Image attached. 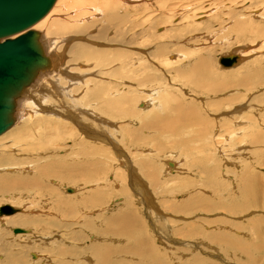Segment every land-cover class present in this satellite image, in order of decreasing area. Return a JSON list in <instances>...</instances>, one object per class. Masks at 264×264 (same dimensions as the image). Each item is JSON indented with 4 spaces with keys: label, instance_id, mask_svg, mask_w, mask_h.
<instances>
[{
    "label": "rangeland",
    "instance_id": "rangeland-1",
    "mask_svg": "<svg viewBox=\"0 0 264 264\" xmlns=\"http://www.w3.org/2000/svg\"><path fill=\"white\" fill-rule=\"evenodd\" d=\"M146 1L143 4L152 8V16L146 15L140 17V15L132 14L141 5L143 6V10L146 8L141 2L134 1L133 5H128L123 10L122 8L119 9V15L116 12L115 18L117 22L115 21V25L118 24L119 27L117 29L119 31L118 35L111 28L106 37L117 40L134 38L135 42L131 45H118L117 48L124 51L132 50L131 46H136L141 50H146L138 52L132 50L136 52V60L145 59V61L141 60V66L138 65L140 72H136V78L141 77V79L146 80L151 76L152 80L149 78L146 81L143 80L144 82L141 83L142 80L137 79L140 83L138 85L135 82L136 80L132 79L133 81L129 82L128 87L127 84H120L124 87V90L133 89V97L136 96L139 100L135 97V100H130L132 115L123 116L122 113H118L119 116L113 115L114 119L112 122L115 123V126L111 129L113 133L112 137L110 136L111 141L99 142L101 144L99 145V154L91 153V148L89 150L83 144H77L78 135L75 139L62 137L59 140L55 137L54 139H58L55 141L54 139H47L48 132L42 129H37L35 138L33 136V141L36 147L42 144V146H45V149H43L44 147L41 149L37 147L32 151V155L24 154L22 156L21 153H19L20 155L15 154L18 152L14 147H12L14 150L8 149L10 150V154H13V157L16 160L18 159L17 161L22 164L16 163L12 165L15 170L7 169L8 171L0 167V175L17 176L15 178L17 180L16 183L20 182L18 179L37 181L36 185L38 186L36 187L34 184L35 186L24 189L13 186L14 188L0 190V206L7 204L22 208L25 214L32 215L30 217L35 219L36 224L34 223V225L30 226L10 224V218H13L12 215L21 211L8 216H0V264H100L102 257L108 264H197V262L192 260L195 255L210 262L212 260L214 264H264V47H260L261 37H256V34H251L245 28L241 32L238 27L239 24L235 20L238 17L237 14L243 11V9H256L260 11L259 8L264 7V0H236L234 3H231L230 0H191V2L187 0H167L163 4L164 7L168 8L173 5L174 7L178 6L177 8L180 10H177L175 14H165L166 16L163 14L166 8L162 10L164 7H161V11L160 7L158 9V4L156 6V1ZM249 1H251L252 6L250 5L248 8L247 3L249 4ZM186 4L193 5L192 9L182 14V6ZM233 10L235 12H232ZM198 11H201L202 14L197 13ZM246 12L248 11L246 10ZM246 15L247 17L252 16V25L258 22L264 24V12L262 14L263 17L259 18H256L252 13ZM161 16H165V18L157 20ZM173 16H175V19H173ZM146 17L151 19V21L149 19L146 20ZM131 21H133L132 27L134 32L126 34L123 28L127 27ZM199 22V27H197L199 33L208 31L212 33V36H209V43H205L208 45V48L210 47L208 51L209 61L211 62H208V66L211 68L200 69L196 71L197 74L196 72L194 74L195 70H189L188 68L192 67L195 56L189 54L190 46L187 48L185 46L187 44L181 41L179 46L181 44L180 47H183V50L179 52L183 53L187 49V52L183 54L188 53V55L185 54L186 57L178 65H182L185 71L188 69L186 71V75L189 73V78L186 77L188 81H185V79L182 81L180 80L181 78L178 80L177 78V80H173L171 85L166 84V87H162V85H165L162 84L164 82L163 76L161 80L159 78L160 72L154 65L156 55H160L161 52L153 51V48L154 45L165 42L166 38L153 39L152 43L148 47H145L140 42L142 39L139 32L142 29L148 31V33L154 30V32H158L161 26L167 24V33L173 32L172 30H180L182 35H180L179 39L185 40L189 35L187 26L198 25ZM150 24L153 28L148 26ZM91 28L92 30L89 31L88 38L85 36L86 34H77V38L85 37L86 39H90L94 38L92 36L100 34L98 31L99 26ZM245 30L247 33H245ZM52 37L55 39L54 35ZM183 37L185 38L182 39ZM44 38L43 33V40ZM253 40L256 42L252 43ZM100 41L98 42L100 45L102 44L101 46L112 44L107 40ZM45 46L47 47L46 43ZM108 47L111 46L108 45ZM50 48L51 46L47 47V51ZM164 48L165 53L170 50V45ZM239 48H245L244 50L246 51L250 50L251 53L249 52L250 54L248 53V55L243 57V60L238 61L229 68L221 67L217 56L230 51H238ZM71 49L75 54H78V51H80L79 49L76 51L73 48ZM149 54L155 57L152 58ZM69 56H71L70 62L74 63L73 69H75L71 71V78L77 82L73 86L71 85L70 89H75L77 94L81 95L86 90V86L81 85L82 80L88 77L98 78L102 73L101 69L103 67H100L101 65L95 67L97 61L94 58L86 60L85 58L71 55V53ZM114 62L118 66L121 63L120 61ZM172 65H168V68L162 66L161 71L164 72L163 69H165L167 73L170 72L171 70L168 71V69ZM174 66L177 67L174 64L172 68ZM59 67L57 64L51 73L55 74ZM107 68H110V65ZM246 68H250L251 71ZM69 69L67 68L66 71L69 72ZM99 69L101 73L97 72ZM51 73L37 81L30 89V96L26 92L24 95L21 94V97H18L19 102L17 103L15 124L11 128H15L14 126L18 122H22L24 118L23 115L27 108L24 107L22 98H29L32 109L37 108V111H48L57 115L58 113L61 114V112L67 114L63 108H65V105H69L70 101L75 100L76 98L72 97H76V95L72 91L70 92V89L68 90L67 85L69 84L65 78L58 77L60 75H51ZM134 74L135 72L131 70V75ZM203 75L206 79H204ZM200 76L202 78H199ZM166 77L168 78L167 74ZM248 78L251 80H248ZM106 80L109 81V79ZM149 80L152 83L148 82ZM196 81L198 84L195 83ZM33 82H35V78L30 84ZM201 82H203L202 86H200ZM217 82H219V86L216 85L218 84ZM145 85L146 87H144ZM221 85L224 89L220 87ZM148 86L150 87L148 88ZM153 86L160 87L161 89H152ZM121 88L117 89L121 90ZM163 88L168 93L172 92L175 96L172 94V97L176 99L172 101L167 93L161 95L164 91H162ZM218 88L223 90L220 91ZM60 89H64L65 93L62 94ZM151 91H153L152 94ZM164 95L168 97L164 98ZM152 96L156 98L153 100ZM162 97L164 101H162ZM166 98H170L171 100H167ZM161 101L165 103L163 104ZM145 102L149 106L147 105L143 109L144 105L142 106V104ZM138 108L142 112H137ZM90 109L93 110L92 108ZM135 112L137 113L134 114ZM145 113L148 115L145 116ZM154 113L159 115L160 118L167 120L173 119L175 115L177 117L178 113L179 115L181 114L180 116L185 115L182 116L183 118L178 115L177 125L174 120H171L175 124L174 129L171 125V127L169 126L171 131L163 127H159L160 131L159 128L158 130L142 129L143 124H148L147 126H149L152 122L154 125L152 127L155 128L154 122L160 118ZM152 114L154 115L152 116ZM97 116L99 117V115ZM42 117L44 118V116ZM42 117L38 116L37 118L34 117V119L39 120ZM176 117L175 119L177 120ZM52 118L56 120L54 119L56 117L52 116ZM34 119L31 117V121ZM119 125H122V127ZM162 129L164 132L161 131ZM233 130L235 131L233 132ZM9 138L7 135L0 137V153L3 146L11 142ZM103 148L108 149L109 154ZM85 149L86 151H84ZM36 150H39L41 160L36 163L33 162V166L24 164L25 161H29V158L32 160L31 157H34ZM86 152L88 154L84 155ZM95 159L97 162L102 160L101 162L106 163L103 165L102 170L99 171L98 181L92 178L96 169L94 168ZM49 160L54 165V170H59L58 164L61 163L67 164V167L75 164L74 170L73 168H68L66 173L69 175L72 173L71 175L74 174V178L78 176V179L70 182L60 180L59 176H54V174H49V176L48 174H43L40 176L35 171L36 164H45ZM168 161L178 163L177 171L174 173H170V171L163 173L164 169L162 168H170L167 164ZM83 162L87 163L88 167H82L83 169H81L78 165L80 166V163ZM149 164H152V166L147 169ZM116 168L121 170L126 178L127 188L129 190L132 189L126 194L128 200L125 198V194L118 191L119 186L117 183L110 178V176H113L112 171ZM62 171L60 170V172ZM33 174L34 178H32ZM135 178L142 185V190H135L128 184L130 180L133 179L132 181H134ZM206 180L210 181V185H205ZM243 181L248 182L252 194L257 195L259 205L249 206L246 210L242 204L243 211L232 214V210L239 209L241 190L238 187L240 182V184L244 183ZM39 182L42 183L40 184ZM64 186L73 188V192L67 191ZM97 190L104 191V194L94 199L97 196L94 197L93 193ZM27 195H30V197ZM117 198L119 199V201L117 200L118 202L115 201ZM127 201L131 202V205L129 204L131 207H129L133 213V222L126 217V214L121 215L120 213V211L125 210L128 204ZM111 202H113V205L109 207V203ZM254 217L255 219L259 217L260 220L257 221L260 230L259 234L249 229L248 222L250 221V224H253L252 219ZM228 221H232L233 223ZM222 225L225 226L223 227ZM14 228H22L23 232L14 233ZM236 229L240 233L235 232ZM208 230L216 235L219 234V236L225 235L226 239H229L231 236L243 237L249 244L239 245L241 251L233 248L228 251V248L223 246L227 249L224 251L222 247L220 248L218 244H215V242L219 241L214 240L211 243V245H216H213L216 247L214 250L208 245L199 243V240L202 239L204 242H208L204 237L200 236L201 233L196 234L197 231L208 232ZM223 232H226V234H223ZM135 247H142V255L130 252L132 249L137 250ZM151 247L156 251L157 258L160 257L161 260L159 259V262L149 258L152 256L150 254Z\"/></svg>",
    "mask_w": 264,
    "mask_h": 264
},
{
    "label": "bare ground",
    "instance_id": "bare-ground-1",
    "mask_svg": "<svg viewBox=\"0 0 264 264\" xmlns=\"http://www.w3.org/2000/svg\"><path fill=\"white\" fill-rule=\"evenodd\" d=\"M134 1H139L142 4L147 2L146 0H55L52 4V6L50 7V9L43 15V17L41 19H39L32 28L36 29L39 31V37H38V41L39 44L41 46V49L43 50V53L48 57L49 60V64L47 67L42 68L38 71V73L35 76V82H33L32 84H30L29 86H27L25 89H23V93L22 95H24L27 92V95L30 96V89L37 83V81H39L42 77L48 75L49 73H51L57 66V64L60 66L57 70V74L55 73H51V75H60L58 77L61 78H65L68 82L69 85H67L68 90L70 89V86L74 85L75 81H73V79L71 78V71L75 70L73 69L74 63L70 62L71 61V56H69V54L71 53V55H75L76 57H80V58H85L86 60L90 59V58H94L97 61V64L95 63V67L97 65H101L100 67H103L101 69L102 73L100 72V69L97 70L98 73H101L100 76L97 77H88L87 79H83L81 85L86 86V90H84L81 95H78L77 92L75 91V89H70V92L72 91V93H74V95H76V97H72V98H76L75 100L70 101L69 105H65V108H63L65 110L64 114L61 112V114L58 113H51L48 111H37L36 109H32L31 107V100L29 98H22V103L24 105V107H26V112L24 113V118L22 119V122H18L16 124V126H14L15 128H11L15 123V115H16V111H17V103L19 102V98L16 99V109L15 112L13 113L14 116V120H13V124L8 127L5 131H3L0 135V137H2L3 135H7V137L9 138V141H11L9 144H5L3 146V148L1 149V153H0V167L3 169H14V164L16 163H21L18 162L16 160L15 157H13V154H10V150H14V148L16 149V151L18 153L15 154H19L21 153V156L26 154V155H32V151L35 150L37 147L38 148H42L45 149V146H42V144H40L41 146H35L34 144V138H35V134L37 133V129L39 130H44L48 132V138L46 136L47 139L50 138V140L54 139L55 137L58 138L59 140L63 138H72L75 139V137L78 135L79 137L77 138V144L79 145H84V147H88L89 150L91 148V153L94 154H99V142H110L112 137V127L115 126V123L112 122V120L114 119L115 115H118V113H122L123 116L124 115H132L133 112L131 111V106H130V102L132 101V99L135 100V98L138 99V97L134 96V91L133 89H129L124 90V87L120 84H128L129 82L134 79L136 80L135 82H137V84L139 83V80L141 79V77L136 78L137 74L136 72L139 71L138 65L141 66L142 61H145V59H139L136 60L135 58V54L136 52L133 51H146V50H141L139 47H133L131 46L132 50H124L121 51L119 48H117L118 45H123V46H127V45H131L132 43L135 42L134 38L131 37V39H113L110 37H106V34L109 32V29H113L114 33L116 35H118V24L115 25V21L117 22L115 15H119L118 10L122 8V10L128 6V5H133ZM156 1L155 4L157 6L158 4V9L160 7H164L163 4L167 1V0H154ZM173 1V0H172ZM190 1L191 0H187ZM236 0H230L231 3H234ZM149 2V1H148ZM252 3L254 4V2L252 1ZM135 4V3H134ZM137 4V3H136ZM153 4V3H152ZM144 5V4H143ZM167 5V4H166ZM248 8L251 5V1H249V4L247 3ZM145 6V5H144ZM153 6V5H152ZM193 5H185L182 6V14L189 12L192 9ZM244 6V5H243ZM252 6V5H251ZM136 7V6H135ZM138 7V6H137ZM142 5L140 6V8L135 9V12H133L132 14H136V15H140V17H144L146 15L152 16L151 14V7H147V5L145 6L146 8L143 10L142 9ZM178 6H173L172 7H164L162 8L165 9L164 10V15L165 14H175L177 12V10H180L179 8H177ZM156 8V7H155ZM181 8V7H180ZM212 8V7H211ZM245 8V7H244ZM154 9V8H153ZM241 9V8H240ZM260 11L262 10V12H260L259 10H248V9H243V11H241L238 15L237 18H235L236 23L239 24V29L241 32L244 31V28L247 29L248 31L254 34H256V37L259 36L261 37V46L260 47H264V24H260V22H256L257 24H251L252 23V16H248L250 18L247 17L246 14L248 13H252V15H255L256 18L259 17H263L262 14L264 12V7L263 8H259ZM145 10H147L145 12ZM161 10V11H162ZM215 10V9H214ZM246 10L248 12H246ZM166 11V12H165ZM196 11V9H195ZM237 11V10H236ZM117 12V14H116ZM160 12V11H159ZM193 12V11H192ZM204 12V11H203ZM232 12H235V10H233ZM246 12V13H245ZM145 13V14H144ZM197 13H201V11H198ZM155 14V13H154ZM153 14V15H154ZM192 14V13H191ZM202 14V13H201ZM232 14V13H231ZM230 14V15H231ZM229 15V14H228ZM234 15V14H233ZM163 16V15H162ZM160 17L157 20H160L164 17ZM195 16V14H194ZM155 17V16H153ZM175 16H173V19ZM232 17V16H231ZM254 17V16H253ZM147 18V17H146ZM252 18V19H251ZM140 19V18H139ZM149 18H147L146 20H148ZM230 19V18H229ZM114 20V21H112ZM137 20V19H135ZM151 21V19H149ZM234 21V20H233ZM251 21V22H250ZM254 21V20H253ZM143 22V21H142ZM152 23V22H151ZM202 23V22H201ZM255 23V22H254ZM133 21L128 23V26L123 28L124 33L126 34H132L133 31V27H132ZM200 22L198 23V25H189L187 26V32L189 33V35L186 37L185 40H180L179 37H181L180 35H182L180 33V30H172L173 32H169L167 33V24H164L163 26L160 27V30L158 32H150L148 33V31L146 30H141L139 32L140 37L142 39V41H140L145 47H148L153 39H163L166 38V41L163 43H160L158 45H154L153 51H160V55H156L155 56H150L153 58L155 57V67H157L158 71L160 72V77L162 80V76H163V83L165 85H162V87H166V84L171 85V83H173V80L175 81V79L178 80H182L185 79L186 77L189 78V73H187L188 75H186V71L189 70H195L194 74L196 71H199L200 69L202 70L203 68H207L208 69V62L209 61V48H208V44L209 43V36H212V33L208 32H204V33H199L197 31V27H199ZM202 25V24H201ZM228 25V24H227ZM93 26H99L100 28L98 29V31L100 32L99 35L96 36H92L94 38H90V39H86L83 35L86 34L85 36L89 37L88 33L89 31L92 30L91 27ZM148 26H151L148 25ZM147 26V27H148ZM165 26V27H164ZM219 26V25H218ZM217 26V27H218ZM223 26V24H222ZM152 27V26H151ZM224 27V26H223ZM40 28V29H38ZM146 28V27H145ZM153 28V27H152ZM151 28V29H152ZM232 28V27H231ZM44 29V30H43ZM149 29V27H148ZM150 29V30H151ZM234 29V28H233ZM153 30V29H152ZM197 31V32H196ZM213 32V31H212ZM236 32V31H235ZM43 33H44V40H43ZM245 33L246 30H245ZM79 34H83L82 36L84 38H77ZM241 34V33H240ZM55 36V39L52 36ZM242 35V34H241ZM240 36V35H239ZM243 36V35H242ZM254 36V35H253ZM87 37V38H88ZM169 37V38H168ZM204 37V38H203ZM185 37H183L182 39H184ZM61 39V41H60ZM255 39V38H254ZM110 41L112 44H106L101 46L99 44L98 41ZM201 40V41H199ZM100 41V42H101ZM183 41V43L187 44L185 45L187 48L190 46V50H189V54L192 56H195L194 61H193V65L192 67H189L186 71L183 69L184 67L181 65H178L179 62H182L181 60L186 57V55H188V53L185 55L183 54L184 52H187V49H185V51L183 53L179 52L180 50H183V47L179 46V43ZM185 41V42H184ZM238 41V40H237ZM202 42V44H201ZM256 42V41H252ZM45 43L47 45V47L49 48V46H51L50 50L47 51V47L45 46ZM206 43V44H205ZM243 43V41H242ZM247 43V42H246ZM249 43V42H248ZM166 44V45H165ZM111 46V47H108ZM170 45V50L169 51H165V46ZM71 46V47H70ZM73 48L74 51H76L77 49H79L80 51H78V54H75L73 51H71ZM181 48V49H180ZM242 48V47H241ZM239 48V50L233 52H227L225 54L219 55L217 56L218 58V63L220 64L221 67L223 68H229L233 65H235L238 61L243 60L246 55H248V53L250 52V50L246 51L244 49ZM247 48V47H246ZM248 49V48H247ZM260 49V48H259ZM69 51V52H67ZM173 51V52H172ZM256 52V51H255ZM251 53V52H250ZM249 53V54H250ZM156 54V53H155ZM230 54H237L239 57L237 59V61L235 63H233L231 66H224L219 62V59L221 56H226V55H230ZM137 56V55H136ZM74 58V57H72ZM193 58V57H191ZM114 61H120L121 63L116 64ZM151 61V60H150ZM144 63V62H143ZM186 63V62H185ZM175 64L177 67H173L172 66ZM188 64V63H187ZM110 65V68H107ZM168 65H172L170 66L168 69V71L170 72H166L165 69L164 72L161 71L163 67H167ZM80 66V65H79ZM118 66V67H117ZM135 66V67H134ZM163 66V67H162ZM194 67V68H193ZM67 68L69 69V72L66 71ZM168 68V67H167ZM211 68V67H209ZM244 69V68H243ZM249 69L250 68H246ZM131 70L135 72L134 75H131ZM205 70V69H204ZM203 70V72H204ZM251 71V70H250ZM140 72V71H139ZM162 72V73H161ZM191 72V71H190ZM199 73V72H198ZM254 73V72H253ZM256 73V72H255ZM75 74V73H74ZM159 74V73H158ZM166 74L168 76V78L166 77ZM197 74V72H196ZM139 76V75H138ZM150 76V75H149ZM153 76V75H152ZM204 76V75H203ZM249 76V75H248ZM247 76V77H248ZM251 76V75H250ZM157 77V78H158ZM205 77V76H204ZM50 78V77H49ZM55 78V77H54ZM97 78V79H96ZM109 79V81H107L106 79ZM147 78V77H145ZM151 79V76L149 77ZM149 78H147L146 80H148ZM154 78V77H153ZM199 78H202V76H200ZM264 78V77H263ZM56 79V78H55ZM113 79H115L113 81ZM139 79V80H137ZM196 79V78H195ZM198 79V77H197ZM206 79V77L204 78ZM75 80V79H74ZM106 80V81H105ZM143 83L145 79H141ZM145 80V81H146ZM152 80V79H151ZM156 80V78H155ZM202 80V79H201ZM248 80H251L250 78H248ZM59 81V80H58ZM127 81V82H126ZM133 81V80H132ZM154 81V80H153ZM192 81V80H191ZM190 81V82H191ZM200 81V80H199ZM204 81V80H203ZM226 81V80H225ZM255 81V80H254ZM253 81V83H255ZM63 82V81H61ZM112 82H114L112 84ZM133 82V83H135ZM148 82H151L150 80ZM155 82V81H154ZM153 82V83H154ZM220 82V81H219ZM219 82H217L219 86ZM224 82V81H223ZM131 83V82H130ZM132 83V84H133ZM152 83V82H151ZM150 83V84H151ZM156 83V82H155ZM197 83V81L195 82ZM205 83V82H204ZM222 83V82H221ZM220 83V84H221ZM251 83V84H253ZM140 84V83H139ZM138 84V85H139ZM145 84V83H144ZM148 84V83H147ZM198 84V83H197ZM228 84V83H227ZM51 85V84H50ZM117 85H119V87L121 88V90L117 89L119 87H117ZM134 85V84H133ZM142 85V84H141ZM152 85V84H151ZM155 85V84H154ZM160 85V86H161ZM195 85V84H194ZM200 85V84H199ZM203 85V82H201V85ZM206 85V84H205ZM159 86V84H158ZM198 86V85H196ZM224 86V84H223ZM226 86V85H225ZM246 87H248L247 85H245ZM255 86V85H254ZM53 87V86H52ZM76 87V86H75ZM146 87V85L144 86ZM150 86H148L149 88ZM221 88L224 89V87H222V85L220 86ZM142 88V87H141ZM152 88V87H151ZM160 87H154L152 89H157L159 90ZM202 88V87H201ZM219 89L220 91L223 89ZM144 89V88H143ZM161 89V88H160ZM171 89V88H170ZM236 89V88H235ZM234 89V90H235ZM135 90V89H134ZM142 90V89H140ZM145 90V89H144ZM143 90V91H144ZM147 90V88H146ZM151 90V89H150ZM164 90V91H163ZM245 90V89H244ZM60 91L62 92V94L65 93L64 89H60ZM142 91V92H143ZM156 91V90H155ZM163 93L161 95H163L164 93H167V95L172 99V101H174L175 99L172 97V92L171 95H169L168 91L163 88L162 89ZM167 91V92H166ZM214 91V90H213ZM225 91V90H224ZM69 92V91H68ZM81 92V91H80ZM153 91H151L152 94ZM158 92V91H157ZM160 92V91H159ZM237 92V90H236ZM240 92V91H238ZM137 93V92H135ZM140 93V91H139ZM138 94V93H137ZM146 94V93H145ZM149 94V93H148ZM158 94V93H157ZM241 94V93H240ZM239 94V96H240ZM243 94V92H242ZM245 94V93H244ZM72 95V94H71ZM70 95V96H71ZM136 95V94H135ZM159 95V96H161ZM66 96V94H65ZM64 96V97H65ZM118 96V97H117ZM158 96V95H157ZM164 95L165 97H168ZM174 96V94H173ZM237 96V95H236ZM21 97V96H20ZM133 97V98H132ZM148 97V96H147ZM151 97V95H150ZM175 97V96H174ZM233 97H235V95H233ZM232 97V99H233ZM261 97V96H260ZM71 98V97H70ZM143 98V97H142ZM140 98V99H142ZM156 97L152 96V99L154 100ZM170 98H168L169 100H171ZM237 98V97H236ZM67 99V98H66ZM118 99V100H117ZM145 96H144V100H145ZM151 99V100H152ZM167 99V98H166ZM167 99V100H168ZM235 99V98H234ZM250 99V98H249ZM131 100V101H130ZM139 100V99H138ZM150 100V103H151ZM152 100V101H153ZM159 100H161V98H159ZM66 101V100H65ZM141 101V100H140ZM157 101V100H155ZM162 101H164L163 97H162ZM161 101V102H162ZM177 101V100H176ZM225 101V100H224ZM259 101V100H258ZM67 102V101H66ZM149 103V102H148ZM158 103H160L158 101ZM157 103V105L159 106V104ZM163 104L165 102H162ZM169 103V101H168ZM250 103V102H249ZM137 104V103H136ZM153 104V103H152ZM173 104V103H172ZM144 105V108L148 105L146 102L142 104V106ZM255 105V104H253ZM149 106V105H148ZM154 106V105H153ZM175 106V105H174ZM247 106V105H246ZM250 106V105H249ZM152 107V106H151ZM150 107V108H151ZM185 107V106H184ZM253 107V106H252ZM251 107V108H252ZM43 108V107H42ZM46 108V107H45ZM90 108H92L93 110H91ZM153 108V107H152ZM158 108V107H157ZM179 108V107H178ZM154 109V108H153ZM151 110V109H150ZM196 110V109H195ZM136 111V110H135ZM146 111V110H145ZM153 111V110H152ZM158 111V110H157ZM197 111V110H196ZM195 111V112H196ZM249 111V110H248ZM89 112H91L89 114ZM137 112H142V110H140V108H138ZM137 112H135L134 114H136ZM179 112V111H178ZM184 112V111H183ZM250 112V111H249ZM127 113V114H126ZM156 113V112H155ZM154 113V114H155ZM182 113V112H181ZM185 113V112H184ZM95 114V115H93ZM152 114V116L154 115ZM186 114V113H185ZM185 114H183L182 116H184ZM244 114V113H243ZM255 114V113H254ZM45 115H49V116H45ZM66 115V116H65ZM68 115V116H67ZM99 115V117L97 116ZM114 115V116H113ZM140 115V114H138ZM148 115V114H147ZM145 113V116H147ZM157 115V114H155ZM178 115L177 117L176 115L174 116V118L172 119H165V118H160L159 115H157V117H159L160 119L155 120L156 122H154V124L156 125L155 128L154 125L152 123H150L151 125L147 126L148 124H143L142 125V129L146 130V128H149V130H158V128L163 127L169 129L171 126L173 127V129L175 128V124L177 125L178 123ZM181 115V114H180ZM179 115V116H180ZM38 116H44V118L42 117V119H36ZM53 117H56L53 120ZM101 116V117H100ZM104 116V117H102ZM180 116V117H182ZM232 116V115H231ZM254 116V115H253ZM31 117H36L34 120L31 121ZM121 117V116H120ZM140 117V116H139ZM169 117V116H168ZM172 117V116H171ZM175 117L177 118V120L175 119ZM152 118V117H151ZM150 118V119H151ZM156 118V116H155ZM183 118V117H182ZM192 118V117H191ZM235 118V115H234ZM143 119V116H142ZM36 120V121H35ZM141 120V119H140ZM148 120V119H147ZM152 120V119H151ZM174 120V122H176L175 124H173L174 122L172 121ZM54 121V122H53ZM140 122V121H139ZM144 122V121H143ZM180 122V121H179ZM240 122V121H239ZM242 122V121H241ZM255 122V120H254ZM239 124V123H238ZM171 125V126H170ZM235 125V123H234ZM249 125V124H248ZM255 125V124H254ZM118 126V125H117ZM120 126V125H119ZM153 126V127H152ZM170 126V127H169ZM122 127V125L120 126ZM126 127V126H125ZM168 127V128H167ZM236 127V126H235ZM255 127V126H254ZM10 128V129H9ZM117 128V127H116ZM151 128V129H150ZM159 128V131H160ZM253 128V127H252ZM9 129V130H8ZM12 129V130H11ZM126 129V128H125ZM117 130V129H116ZM128 130V129H126ZM148 130V129H147ZM176 130V129H175ZM236 130V129H235ZM233 130V132L235 131ZM79 131V132H78ZM115 131V129H114ZM161 131L164 132V130L162 129ZM169 131H171L169 129ZM174 131V130H173ZM172 131V132H173ZM230 131V130H229ZM238 131V130H237ZM5 132V133H4ZM40 132V131H39ZM42 132V131H41ZM130 132V131H129ZM4 133V134H3ZM170 133V132H169ZM252 133V132H251ZM43 134V133H42ZM235 134V133H234ZM40 135V134H39ZM44 135V134H43ZM46 135V133H45ZM225 135V134H224ZM34 136V138H33ZM115 136V135H114ZM252 136V135H251ZM255 136V135H254ZM41 137V136H40ZM118 137V136H117ZM256 137V136H255ZM254 137V139H255ZM45 138V137H44ZM257 138V137H256ZM58 139H54L55 141ZM228 139V138H227ZM46 140V139H45ZM256 140V139H255ZM29 141V142H28ZM47 141V140H46ZM43 141V142H46ZM254 141V140H253ZM113 142V141H112ZM111 142V143H112ZM174 142V141H173ZM47 143V142H46ZM45 143V144H46ZM178 143V142H177ZM38 144V143H37ZM76 144V145H77ZM113 144V143H112ZM176 144V143H175ZM184 144V143H183ZM13 145H17V146H13ZM103 145V144H102ZM113 146V145H112ZM223 146V145H222ZM14 147V148H12ZM101 147V146H100ZM257 148V147H256ZM98 149V150H97ZM104 149V148H103ZM181 149V148H180ZM105 151H107V154H109V150L108 149H104ZM86 151V149L84 150ZM84 151H82L84 153ZM102 151V150H101ZM9 152V153H8ZM120 153V151H119ZM88 154L87 152L84 154L86 155ZM106 154V155H107ZM20 155V154H19ZM40 152L39 150H36V153L34 155V157H31L32 160L29 161H25L24 164L26 163L28 166H33V162L36 163L37 161L41 160V156H40ZM43 157V156H42ZM47 157V156H46ZM83 157V156H82ZM122 157V155H121ZM120 157V158H121ZM124 157V156H123ZM25 158V157H24ZM119 158V157H118ZM123 159V158H122ZM145 159V158H144ZM163 160V159H162ZM23 161V159H22ZM102 161V160H101ZM99 161V162H101ZM125 161V160H124ZM167 161V160H166ZM96 161L95 159V163L94 168L95 172L93 173L94 176L92 177L94 180L98 181L99 179V171L102 170L103 165L106 164L105 162H101L99 163ZM142 162V161H141ZM41 163V162H40ZM124 163V162H123ZM144 163V161H143ZM158 163V162H157ZM166 163V162H165ZM22 164V163H21ZM20 164V165H21ZM72 164V163H71ZM87 164V163H86ZM85 162L80 163V166L78 165L79 168L83 169L82 167H88V165H86ZM90 164V163H89ZM91 164H93V162H91ZM125 164V163H124ZM141 165V163H139ZM167 164L169 165L170 168H162L164 169L163 173H166L167 171L171 172H175L177 171V167H178V163H175L173 161H168ZM215 164V163H214ZM224 164V163H223ZM67 165V164H66ZM66 165H64L63 163L58 164L59 166V170H54L53 169V164L51 163V160H49V162H45V164H36V172L42 176L43 174H54V176H59L60 180H67V181H76L78 179V176H76L77 178H74V174L73 175H69L66 172L69 169L74 170V165H72L71 167H67ZM126 165V164H125ZM145 165V164H144ZM163 165V164H162ZM177 165V166H176ZM90 166V165H89ZM124 166V165H123ZM152 164L148 165V168H151ZM245 166V165H244ZM56 167V166H55ZM91 167V166H90ZM145 167V166H144ZM31 168V167H29ZM57 168V167H56ZM133 168V167H132ZM85 169V168H84ZM87 169V168H86ZM93 169V167H92ZM153 169V167H152ZM170 169V170H167ZM15 170V169H14ZM60 170H63L62 172H60ZM72 170V171H73ZM76 170V169H75ZM91 170V169H90ZM218 170V169H217ZM8 171V170H7ZM59 171V172H58ZM71 171V170H70ZM219 171V170H218ZM6 172V171H5ZM15 172V171H14ZM20 172V171H19ZM26 172V171H25ZM113 176H110L111 179H113L117 185L119 186V190L120 193L128 194V192L132 189H128L127 188V184H126V178L124 177L123 173L121 172V170H119L118 168L114 169L113 171ZM124 172V171H123ZM131 172V171H130ZM247 172V171H246ZM130 174V173H129ZM128 174V175H129ZM185 174V173H184ZM25 175V174H24ZM37 175V174H36ZM26 176V175H25ZM82 176V175H81ZM224 176V175H223ZM17 176H9V175H0V190H4L6 188H11L13 186H18L20 188H30L33 187L37 184V181L33 182L31 180H20L18 179L20 182L16 183V178ZM39 177V176H38ZM218 177V176H217ZM236 177V176H235ZM244 177V176H242ZM240 177V178H242ZM28 178V177H27ZM32 178H34V174L32 176ZM42 178V177H41ZM40 178V180H41ZM49 178V177H48ZM58 178V177H57ZM87 178V177H86ZM91 178V180H92ZM22 179V178H21ZM30 179V178H29ZM39 179V178H38ZM83 179V178H81ZM89 179V176H88ZM87 179V180H88ZM243 179V178H242ZM90 180V181H91ZM133 180V179H132ZM130 180L129 181V185L130 187L132 186V188H134L135 190H142V185L136 180V178L134 179V181ZM247 180V179H246ZM229 181V180H228ZM242 181V180H241ZM55 182V181H54ZM244 183L240 184L239 183V189L241 190V193L239 195L240 197V204H239V209L238 210H232V214L233 213H238L243 211V206L245 207V209L247 210V207L249 206H258L259 202L257 200V195L252 194L251 189L249 188L248 182L246 183V181H243ZM40 183V182H39ZM42 183V182H41ZM40 183V184H41ZM227 183V182H226ZM35 184V185H34ZM114 184V183H113ZM234 184V183H233ZM205 185H210V181H205ZM38 185H36L37 187ZM252 186V185H251ZM259 187V186H258ZM14 188V187H13ZM65 189H67L66 186H64ZM260 188V187H259ZM73 190V188H72ZM101 190V188H100ZM97 190L96 192L93 193V196H97V197H93L94 199H97L98 197L102 196L104 194V191H100ZM255 190V188H254ZM253 190V191H254ZM38 192V191H37ZM73 192V191H72ZM137 193V192H135ZM257 193V192H256ZM75 194V193H74ZM91 194V193H90ZM138 194V193H137ZM28 197H30V195H27ZM143 197V196H142ZM128 200V197H125ZM38 199V198H35ZM119 199L117 198L115 201L118 202ZM40 201V200H39ZM96 202V201H95ZM94 202V203H95ZM128 202V201H127ZM143 202V200H142ZM131 202H128L127 206L125 207L124 211H120L121 215L122 214H126V217H128V219L133 222L134 220H132V215L133 213L130 211V204ZM98 204V203H97ZM130 204V205H129ZM243 204V206H242ZM113 202L109 203V207H112ZM147 205V204H146ZM237 205V204H236ZM12 206V205H11ZM95 206V204H94ZM130 206V207H129ZM15 209L12 213L9 214H0L1 215H10L13 214L15 212L14 215H12L13 218H10V224H19V225H23V226H30V225H34L35 223V219L30 217L32 215H28L25 214L22 208L19 207H15L13 206ZM169 207V206H168ZM27 208V207H26ZM230 208V207H229ZM256 208V207H255ZM173 209V208H172ZM231 209V208H230ZM229 209V210H230ZM32 211V210H31ZM125 217V216H124ZM255 217L252 219L253 224L249 223V229H251V231L256 232V233H260L259 230V224H257V221L259 220V217ZM220 220V219H219ZM218 220V221H219ZM250 220V219H249ZM223 221V220H222ZM227 221V220H226ZM228 222H232V221H228ZM227 222V223H228ZM233 223V222H232ZM260 223V222H259ZM36 224V223H35ZM226 224V223H225ZM231 224V223H229ZM237 224V223H236ZM235 224V225H236ZM227 225V224H226ZM223 226V225H222ZM225 226V225H224ZM223 226V227H224ZM229 226V225H227ZM232 226V225H231ZM233 227V226H232ZM230 228V227H229ZM234 228V227H233ZM242 229V228H241ZM14 232V231H13ZM218 232V231H217ZM235 232L240 233V231L238 229L235 230ZM201 233V237H204V239L207 240L208 243L204 242L203 239L199 240L202 245H208L209 247H211L212 249L215 250L216 247H214L213 245L218 244V246H220V248L222 247V249L225 251L227 249H225L223 246H225L226 248H228V251L233 248V249H238L241 251L240 246L241 244H249L248 241L246 239H244L243 237H239V236H231L228 240L225 238L226 232H223V236H219L214 234L213 232H204V231H197L196 234ZM245 233V232H244ZM258 233V234H259ZM25 234V232H24ZM27 234V233H26ZM228 234V233H227ZM19 235V234H18ZM229 236V234H228ZM227 236V237H228ZM217 238V239H216ZM214 240H218L219 242H215V244L211 245V243H213L212 241ZM236 240V241H235ZM260 241V239H259ZM198 242V241H197ZM254 242V241H252ZM251 242V243H252ZM262 242V241H261ZM216 246V245H215ZM262 246V245H260ZM99 247V246H97ZM153 247V246H152ZM151 247V255L149 258L153 261H158L160 259L157 258V253L156 251H154V249ZM168 247V246H167ZM176 247V246H175ZM206 247V246H205ZM100 248V247H99ZM137 248V247H135ZM142 247L137 248V250L132 249L130 252L135 253L136 255L137 253L139 255H142ZM194 248V247H193ZM207 248V247H206ZM170 249V248H169ZM178 250V249H177ZM220 250V249H219ZM237 250V252H238ZM194 251V250H193ZM95 253V252H94ZM219 254V253H218ZM236 254V253H233ZM220 255V254H219ZM33 256V255H32ZM160 256V255H159ZM102 257V256H101ZM143 257V256H142ZM166 258V257H165ZM144 259V258H143ZM185 259V258H184ZM161 260V259H160ZM193 261L197 262V264H214V262L211 260H205L204 258H201L198 255H195L194 258L192 259ZM164 261V260H163ZM100 264H108V262L106 260L103 259V257L100 259ZM152 262V261H151ZM159 262V261H158ZM173 263V262H172ZM186 263V262H185ZM142 264V263H141ZM153 264V263H152Z\"/></svg>",
    "mask_w": 264,
    "mask_h": 264
},
{
    "label": "water",
    "instance_id": "water-1",
    "mask_svg": "<svg viewBox=\"0 0 264 264\" xmlns=\"http://www.w3.org/2000/svg\"><path fill=\"white\" fill-rule=\"evenodd\" d=\"M55 0H0V134L13 124L16 99L49 64L32 26L43 17ZM237 54L221 56L219 62L231 66ZM67 191H73L67 188ZM1 205L0 214L14 211ZM14 233L23 232L14 228Z\"/></svg>",
    "mask_w": 264,
    "mask_h": 264
}]
</instances>
